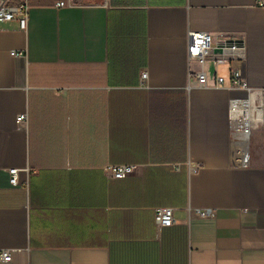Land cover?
<instances>
[{
	"label": "crops",
	"instance_id": "0c3cea01",
	"mask_svg": "<svg viewBox=\"0 0 264 264\" xmlns=\"http://www.w3.org/2000/svg\"><path fill=\"white\" fill-rule=\"evenodd\" d=\"M28 1L26 30L0 26V264H264V123L244 167L229 124L244 93L193 75L264 89V5ZM192 32L240 39L243 59L201 68ZM121 165L136 168L113 178Z\"/></svg>",
	"mask_w": 264,
	"mask_h": 264
},
{
	"label": "built area",
	"instance_id": "2783aa9c",
	"mask_svg": "<svg viewBox=\"0 0 264 264\" xmlns=\"http://www.w3.org/2000/svg\"><path fill=\"white\" fill-rule=\"evenodd\" d=\"M264 5V0H259ZM65 6L64 3L57 5ZM30 5L28 0H0V26L5 23L17 22L21 30L28 28ZM188 57L203 68L208 60L220 61L222 59H243L244 46L240 39H220L218 43L214 38L203 32L189 33ZM13 56H21V53H12ZM194 81L200 88H235L244 93V96L233 100L229 105V124L231 139L238 144L241 153L242 166H249V141L254 129L264 123V89L249 87L240 71H233L228 81L222 77H215L211 83L207 72L201 69L193 73ZM147 72L142 74V79H147ZM26 118L21 115L18 122L22 123ZM135 166L121 165L108 168L110 175L115 179H125L132 175ZM11 184H18L17 170H10ZM197 213L207 217V212ZM155 223L158 228L171 227L174 223L173 209L162 208L155 213ZM0 260L10 262L11 256L8 251L0 252Z\"/></svg>",
	"mask_w": 264,
	"mask_h": 264
}]
</instances>
